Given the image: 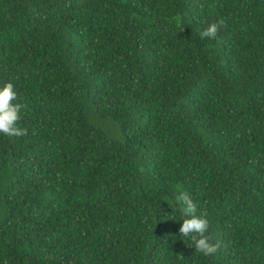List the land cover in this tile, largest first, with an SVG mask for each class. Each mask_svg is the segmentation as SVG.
<instances>
[{
	"label": "trees",
	"instance_id": "trees-1",
	"mask_svg": "<svg viewBox=\"0 0 264 264\" xmlns=\"http://www.w3.org/2000/svg\"><path fill=\"white\" fill-rule=\"evenodd\" d=\"M9 82L0 264H264V0H0Z\"/></svg>",
	"mask_w": 264,
	"mask_h": 264
},
{
	"label": "clouds",
	"instance_id": "clouds-1",
	"mask_svg": "<svg viewBox=\"0 0 264 264\" xmlns=\"http://www.w3.org/2000/svg\"><path fill=\"white\" fill-rule=\"evenodd\" d=\"M226 24L223 18L210 23L206 28L199 32L201 39H216L219 30ZM17 100V93L13 83L9 82L0 88V133L11 137H22L28 134L26 128L18 127L20 112L23 107L20 103H13ZM181 204L180 211L186 217L179 228L182 238H190L195 252L205 256H211L218 251L219 245L210 242V237L206 235L209 230V221L206 213L197 215V204L187 194L182 193L177 197ZM181 258L183 256L181 255Z\"/></svg>",
	"mask_w": 264,
	"mask_h": 264
}]
</instances>
